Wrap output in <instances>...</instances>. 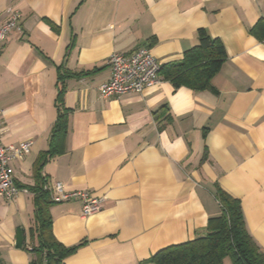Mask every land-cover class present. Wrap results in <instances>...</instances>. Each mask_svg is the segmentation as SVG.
<instances>
[{
  "label": "crops",
  "instance_id": "crops-1",
  "mask_svg": "<svg viewBox=\"0 0 264 264\" xmlns=\"http://www.w3.org/2000/svg\"><path fill=\"white\" fill-rule=\"evenodd\" d=\"M9 7L20 28L0 41L1 143L32 144L11 162L29 192L0 198V264L33 257L34 166L59 108L66 132L40 174L101 198L85 216L77 200L47 206L56 240L80 244L62 264H155L157 251L206 234L218 189L264 251V0H0V24ZM200 28L226 51L213 90L159 74L140 93L100 97L112 53L148 47L161 65L180 61Z\"/></svg>",
  "mask_w": 264,
  "mask_h": 264
},
{
  "label": "trees",
  "instance_id": "trees-1",
  "mask_svg": "<svg viewBox=\"0 0 264 264\" xmlns=\"http://www.w3.org/2000/svg\"><path fill=\"white\" fill-rule=\"evenodd\" d=\"M225 58L226 51L222 41L212 37L206 29L200 28L196 33V43L184 51L182 59L161 65L159 74L174 88L185 86L193 90H213L211 79L219 71ZM62 78L61 73L58 79ZM62 89L61 86L60 95ZM64 115L59 108L57 121L50 134L51 146L39 156L34 166L35 176L42 187L31 189L35 194L37 244L32 248L30 264H62L80 245L65 246L54 237L47 211V206L52 201L48 190L44 188L45 178L40 174L46 158L59 152L55 144L66 132ZM24 188L29 191L27 187ZM216 198L221 213L209 218L206 234L157 251L151 256L155 264H223L226 257L231 264H264V251L248 233L239 201L221 189L217 190Z\"/></svg>",
  "mask_w": 264,
  "mask_h": 264
},
{
  "label": "built area",
  "instance_id": "built-area-1",
  "mask_svg": "<svg viewBox=\"0 0 264 264\" xmlns=\"http://www.w3.org/2000/svg\"><path fill=\"white\" fill-rule=\"evenodd\" d=\"M20 12L14 7L7 9V18L0 24V41L12 30L19 29ZM110 77L98 87L100 97L124 93H140L160 81L161 64L152 54L150 48L139 47L128 54L112 53L108 58ZM2 110L0 109V116ZM0 124V198L12 200L19 192H29L14 183L11 162L21 160L30 149L31 140L18 144L3 145ZM50 200L54 203L77 200L81 204V215H89L99 209L101 198L92 195L86 189L68 190L60 182L45 181Z\"/></svg>",
  "mask_w": 264,
  "mask_h": 264
},
{
  "label": "rangeland",
  "instance_id": "rangeland-1",
  "mask_svg": "<svg viewBox=\"0 0 264 264\" xmlns=\"http://www.w3.org/2000/svg\"><path fill=\"white\" fill-rule=\"evenodd\" d=\"M223 264H231L230 260L228 257H226L223 261Z\"/></svg>",
  "mask_w": 264,
  "mask_h": 264
}]
</instances>
